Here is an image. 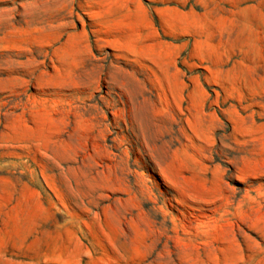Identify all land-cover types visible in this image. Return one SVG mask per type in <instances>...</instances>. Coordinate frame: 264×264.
<instances>
[{
    "label": "rangeland",
    "instance_id": "rangeland-1",
    "mask_svg": "<svg viewBox=\"0 0 264 264\" xmlns=\"http://www.w3.org/2000/svg\"><path fill=\"white\" fill-rule=\"evenodd\" d=\"M0 0V264H264V0Z\"/></svg>",
    "mask_w": 264,
    "mask_h": 264
},
{
    "label": "crops",
    "instance_id": "crops-1",
    "mask_svg": "<svg viewBox=\"0 0 264 264\" xmlns=\"http://www.w3.org/2000/svg\"><path fill=\"white\" fill-rule=\"evenodd\" d=\"M67 3V0H42L40 4L42 10H60ZM89 3L93 6L94 10H110V5L112 4L111 10H113L114 2L113 0H89ZM118 5L117 10H121L120 1L117 0L115 3Z\"/></svg>",
    "mask_w": 264,
    "mask_h": 264
}]
</instances>
